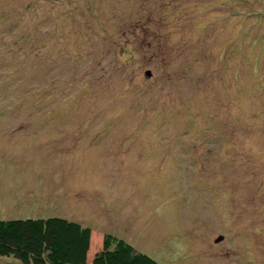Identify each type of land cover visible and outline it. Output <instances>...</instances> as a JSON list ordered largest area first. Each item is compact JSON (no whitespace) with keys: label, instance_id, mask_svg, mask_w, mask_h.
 <instances>
[{"label":"rangeland","instance_id":"1","mask_svg":"<svg viewBox=\"0 0 264 264\" xmlns=\"http://www.w3.org/2000/svg\"><path fill=\"white\" fill-rule=\"evenodd\" d=\"M47 217L264 264V0H0V220Z\"/></svg>","mask_w":264,"mask_h":264},{"label":"trees","instance_id":"2","mask_svg":"<svg viewBox=\"0 0 264 264\" xmlns=\"http://www.w3.org/2000/svg\"><path fill=\"white\" fill-rule=\"evenodd\" d=\"M88 244L89 230L64 218L0 220V257L21 264H84ZM91 264L160 263L123 239L105 235Z\"/></svg>","mask_w":264,"mask_h":264},{"label":"water","instance_id":"3","mask_svg":"<svg viewBox=\"0 0 264 264\" xmlns=\"http://www.w3.org/2000/svg\"><path fill=\"white\" fill-rule=\"evenodd\" d=\"M146 76H148L149 75V71H145V73H144ZM221 239V237H218V239L216 240V241H219Z\"/></svg>","mask_w":264,"mask_h":264}]
</instances>
